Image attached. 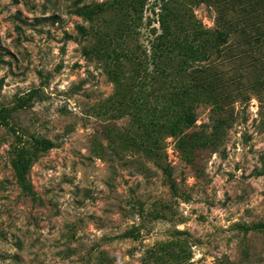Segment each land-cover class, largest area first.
I'll list each match as a JSON object with an SVG mask.
<instances>
[{"label": "rangeland", "instance_id": "rangeland-1", "mask_svg": "<svg viewBox=\"0 0 264 264\" xmlns=\"http://www.w3.org/2000/svg\"><path fill=\"white\" fill-rule=\"evenodd\" d=\"M259 225L264 0H0V264H264Z\"/></svg>", "mask_w": 264, "mask_h": 264}, {"label": "trees", "instance_id": "trees-1", "mask_svg": "<svg viewBox=\"0 0 264 264\" xmlns=\"http://www.w3.org/2000/svg\"><path fill=\"white\" fill-rule=\"evenodd\" d=\"M2 121L5 120V118L1 119ZM36 146H38V150L41 152H46L52 149V144L48 141L39 142L36 141ZM12 168L15 173V177L17 179V183L19 184L20 188L28 195H31V189L30 186L27 183L26 175L28 172V161L25 159L24 152L20 151L17 155L16 160L12 163ZM242 230L245 232H259L264 230V226H252V227H241ZM128 235H125L123 237H127Z\"/></svg>", "mask_w": 264, "mask_h": 264}]
</instances>
